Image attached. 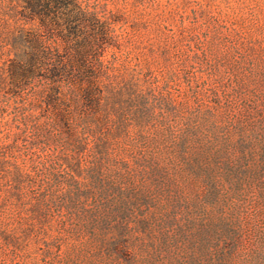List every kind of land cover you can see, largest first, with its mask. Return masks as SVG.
Listing matches in <instances>:
<instances>
[{"label": "rangeland", "instance_id": "obj_1", "mask_svg": "<svg viewBox=\"0 0 264 264\" xmlns=\"http://www.w3.org/2000/svg\"><path fill=\"white\" fill-rule=\"evenodd\" d=\"M86 1L114 47L66 122L9 93L0 16V264H264V0Z\"/></svg>", "mask_w": 264, "mask_h": 264}, {"label": "trees", "instance_id": "obj_2", "mask_svg": "<svg viewBox=\"0 0 264 264\" xmlns=\"http://www.w3.org/2000/svg\"><path fill=\"white\" fill-rule=\"evenodd\" d=\"M4 14L14 23L7 43L13 57L5 67L9 93L36 99L63 122L73 105L83 114L97 110L105 97L101 78L114 47V20L86 0H0ZM1 172L2 161L0 193L12 187Z\"/></svg>", "mask_w": 264, "mask_h": 264}]
</instances>
